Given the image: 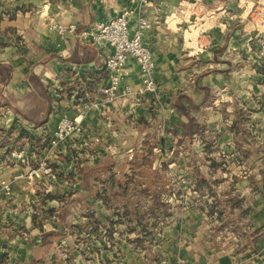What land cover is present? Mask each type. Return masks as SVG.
<instances>
[{"label":"crops","instance_id":"crops-1","mask_svg":"<svg viewBox=\"0 0 264 264\" xmlns=\"http://www.w3.org/2000/svg\"><path fill=\"white\" fill-rule=\"evenodd\" d=\"M125 10L132 32L141 17L151 24L142 41L156 63L157 92H144L130 59L116 97L88 110L104 98L112 48L52 25L80 31ZM263 10L264 0H0V264H41L62 256L61 246L79 264H113L115 251L99 246L102 226L121 211L127 217L134 194L160 192L133 187L128 166L142 147L169 146L178 160L176 148H188V194L205 192L209 202L174 221L155 263L134 260L125 232L122 264H264V59L254 39L264 33ZM65 114L85 133L52 146ZM22 147L27 161L12 159ZM42 161L51 172L30 179ZM76 236L97 251H78Z\"/></svg>","mask_w":264,"mask_h":264},{"label":"rangeland","instance_id":"rangeland-1","mask_svg":"<svg viewBox=\"0 0 264 264\" xmlns=\"http://www.w3.org/2000/svg\"><path fill=\"white\" fill-rule=\"evenodd\" d=\"M141 149L142 151L139 152V156L128 166L134 176V178L131 179V183L133 187L155 186L160 192L158 194L149 193L146 195L134 194L132 196V209L126 211L127 217L124 211H121L120 213L122 215L120 219L116 222L115 220L111 221L109 223V228L105 225L102 226L99 246L102 248L110 246V249L115 251L114 258L112 259L113 264H122L125 260L123 252L124 243L120 242L125 232L127 233V240L129 239V233L133 235L132 239L130 241L128 240V243L132 244L134 260L139 261L140 258L144 260L145 258H150L151 262L155 263L161 255V252H158V249H160L159 245H162L163 239H165L164 237L172 232L174 221L183 218L185 213L192 206L204 207L209 202L207 199L208 194L205 192L201 194L199 192L196 194H188V189L193 182L190 183L189 179L185 176V174L189 172L191 166L186 155L188 150L187 147L181 146L180 148H176L179 149L178 153H181L179 160L178 156L174 157L177 151L173 153L171 146H169L167 150L153 151V153L147 151L145 147ZM261 157L263 158L264 156ZM262 164L264 165V161ZM200 165L198 164L197 167L193 169L202 170L203 163H200ZM157 170L163 172V176L158 179L156 176L152 175V172ZM176 174L181 175V177H176ZM206 185V182L202 184L204 187ZM220 203V200L217 201V204ZM124 219L127 221L129 220V222L132 221V226L127 222V226L125 227ZM89 232L87 234H89ZM114 233H116L115 238ZM83 244L85 249H87L86 246H88L91 253L93 250L97 251L98 249L94 240L87 242V240L85 241L76 236L74 245L81 253L84 252L83 248H81ZM69 251L65 246H61L60 254L62 256L57 258L54 257L41 264H79L80 258H77L75 253ZM64 255L67 256L63 257ZM84 258L85 261H88L86 253ZM105 264H108V262H105Z\"/></svg>","mask_w":264,"mask_h":264},{"label":"built area","instance_id":"built-area-1","mask_svg":"<svg viewBox=\"0 0 264 264\" xmlns=\"http://www.w3.org/2000/svg\"><path fill=\"white\" fill-rule=\"evenodd\" d=\"M130 11L125 10L110 19H100L94 21L89 27L81 29L75 24L66 26L53 24L52 28L61 36L73 34L82 41L93 45L107 44L112 48V52L104 61V68L107 72V82L102 88L104 98L93 101L88 105V110L104 108L111 102L121 89L122 82L126 76V67L130 59H134L140 69V76L144 83V92L156 94L157 84L154 78L156 63L152 51L142 41L145 29L151 26L150 22L141 17L137 29L132 32L130 29ZM264 18V10L262 12ZM258 45V54L264 59V33H259L254 37ZM130 92L131 88L126 86L123 89ZM84 113L80 114L82 117ZM84 126L79 119H73L68 115H63L59 120L53 134L50 137L52 146H59L69 139H76L84 135ZM14 160L26 162L28 151L25 148L14 149L10 152ZM51 167L46 161H42L38 166L32 167L28 177L33 179L42 174H49ZM2 187L10 192L11 186L4 182ZM180 264H185L180 261Z\"/></svg>","mask_w":264,"mask_h":264},{"label":"trees","instance_id":"trees-1","mask_svg":"<svg viewBox=\"0 0 264 264\" xmlns=\"http://www.w3.org/2000/svg\"><path fill=\"white\" fill-rule=\"evenodd\" d=\"M206 182V179L204 178V177H202V178H200L199 180H198V186H202V184L203 183H205ZM207 183V182H206ZM38 215V214H37Z\"/></svg>","mask_w":264,"mask_h":264}]
</instances>
